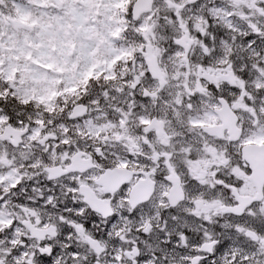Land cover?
<instances>
[{"label":"snow or ice","instance_id":"obj_1","mask_svg":"<svg viewBox=\"0 0 264 264\" xmlns=\"http://www.w3.org/2000/svg\"><path fill=\"white\" fill-rule=\"evenodd\" d=\"M0 264H264V0H0Z\"/></svg>","mask_w":264,"mask_h":264}]
</instances>
